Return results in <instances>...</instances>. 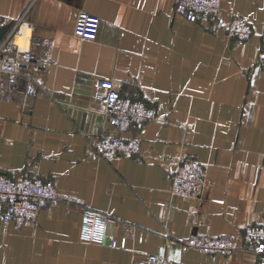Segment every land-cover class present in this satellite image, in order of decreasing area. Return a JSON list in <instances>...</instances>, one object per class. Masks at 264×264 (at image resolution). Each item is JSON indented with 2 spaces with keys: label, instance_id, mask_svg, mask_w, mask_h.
I'll list each match as a JSON object with an SVG mask.
<instances>
[{
  "label": "crops",
  "instance_id": "1",
  "mask_svg": "<svg viewBox=\"0 0 264 264\" xmlns=\"http://www.w3.org/2000/svg\"><path fill=\"white\" fill-rule=\"evenodd\" d=\"M217 19L179 16L174 0H0V26L15 46L5 53L32 64L34 96L23 107L0 95V171L31 170L51 179L60 200L37 223L0 221V264H131L146 253L177 264H255L249 245L229 254L170 244L197 232L231 233L264 226V0H222ZM101 18L95 40L78 31L79 13ZM247 17L248 40L229 36L231 13ZM155 108L156 120L123 133L140 140L132 157L106 160L93 142L117 133L98 95L102 78ZM183 156L206 164L198 198L170 193V173ZM108 216L102 241L81 237L83 210ZM115 218L136 226L124 232Z\"/></svg>",
  "mask_w": 264,
  "mask_h": 264
},
{
  "label": "built area",
  "instance_id": "2",
  "mask_svg": "<svg viewBox=\"0 0 264 264\" xmlns=\"http://www.w3.org/2000/svg\"><path fill=\"white\" fill-rule=\"evenodd\" d=\"M176 13L189 21L196 22L202 17L217 19L223 12L222 0H174ZM101 18L89 11L79 13L78 31L84 40H95ZM229 36L248 40L253 35L251 21L238 13H231L225 26ZM9 34L0 40V95L7 100L15 99L25 107L34 96V80L31 76L23 77L25 64H32L30 50H24L22 61L17 54L5 53L7 45L15 46ZM262 50L256 58L264 69V30L260 33ZM98 95L104 100L103 114L105 120L114 126L117 133H101L93 142L97 157L116 160L132 157L140 152L141 143L137 137L123 135L131 125L156 120L158 114L154 107L146 105L139 99L124 96L121 86L112 77L101 79ZM170 193L185 198H198L206 190L205 162L183 156L170 173ZM60 200L57 186L51 179H45L30 163L16 176L11 177L0 171V221L13 222L16 228L26 223H37L43 208H49ZM108 216L98 210L85 208L81 237L90 241H102ZM118 229L124 235L119 244L126 247L127 238L135 232L136 226L121 218H115ZM170 244H179L181 248H193L206 253L229 254L236 249L249 245L256 257L255 264H264V226L257 223L247 224L243 230L216 234L207 230L197 232L186 238H173ZM131 264H177L167 256L146 253L132 259Z\"/></svg>",
  "mask_w": 264,
  "mask_h": 264
},
{
  "label": "water",
  "instance_id": "3",
  "mask_svg": "<svg viewBox=\"0 0 264 264\" xmlns=\"http://www.w3.org/2000/svg\"><path fill=\"white\" fill-rule=\"evenodd\" d=\"M10 26H11V23H7V24L0 26V40L5 37V34Z\"/></svg>",
  "mask_w": 264,
  "mask_h": 264
}]
</instances>
